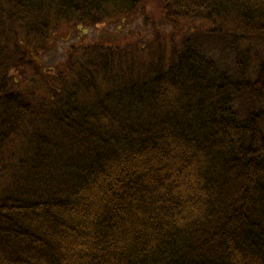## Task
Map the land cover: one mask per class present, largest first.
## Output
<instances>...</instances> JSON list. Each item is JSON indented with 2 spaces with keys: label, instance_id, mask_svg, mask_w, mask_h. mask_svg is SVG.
<instances>
[{
  "label": "trees",
  "instance_id": "trees-1",
  "mask_svg": "<svg viewBox=\"0 0 264 264\" xmlns=\"http://www.w3.org/2000/svg\"><path fill=\"white\" fill-rule=\"evenodd\" d=\"M0 264H264V0H0Z\"/></svg>",
  "mask_w": 264,
  "mask_h": 264
},
{
  "label": "rangeland",
  "instance_id": "rangeland-1",
  "mask_svg": "<svg viewBox=\"0 0 264 264\" xmlns=\"http://www.w3.org/2000/svg\"><path fill=\"white\" fill-rule=\"evenodd\" d=\"M131 24L118 23L114 25H108L105 29L103 28H72V27H61L58 31L54 32L49 51L42 55L38 61V67L40 71H52L56 67L61 66L66 56L69 55L72 46L78 44H84L86 42H93L98 39L99 36L111 41L112 37L117 36L126 41L138 38V44L144 45L147 40V35L142 29L141 17L131 21ZM120 28V29H117ZM105 32L107 34H105ZM109 36V37H107ZM116 37V38H117ZM107 41V40H102ZM28 81L31 79V75L27 77Z\"/></svg>",
  "mask_w": 264,
  "mask_h": 264
}]
</instances>
